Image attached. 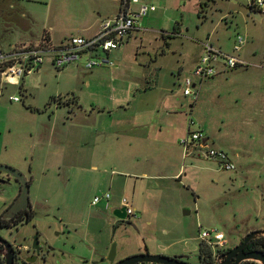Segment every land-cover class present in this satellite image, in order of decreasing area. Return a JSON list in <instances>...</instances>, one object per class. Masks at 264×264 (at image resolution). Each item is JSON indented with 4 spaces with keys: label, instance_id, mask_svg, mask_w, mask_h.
Returning <instances> with one entry per match:
<instances>
[{
    "label": "rangeland",
    "instance_id": "374dc122",
    "mask_svg": "<svg viewBox=\"0 0 264 264\" xmlns=\"http://www.w3.org/2000/svg\"><path fill=\"white\" fill-rule=\"evenodd\" d=\"M143 1L155 10L113 51L116 66L87 70L81 60L58 69L47 55L39 68L0 89V162L30 180L34 221L61 248L54 264H110L101 259L113 242L114 260L150 252L184 255L198 264L200 229L216 227L236 244L248 231L264 227V13L254 16L248 0ZM130 6L138 8L135 2ZM120 7L121 0H0V46L37 45L48 33L65 41ZM237 33L246 35V42L235 53L249 63L203 79L196 100L185 96L184 77L197 79L191 69L200 41L209 39L232 52ZM100 77L110 81L104 86ZM98 98L112 107L122 103L121 117L149 121V128L136 129L157 136L151 143L159 147L152 151L142 144L140 149L152 154L133 156L129 167L108 154V142L101 141L108 137L109 118L89 112ZM168 105L173 108L162 115ZM190 119L191 129L228 150L235 169L221 168L216 158L183 155L179 140ZM159 120L165 123L161 134L153 130ZM178 163L182 171L173 177ZM143 169L170 172L160 177L140 174ZM105 191L111 194L108 204L105 199L92 204L93 196ZM122 195L129 197L135 215L131 224L113 229L110 204L123 206L112 202ZM32 233L31 223L14 231L17 237Z\"/></svg>",
    "mask_w": 264,
    "mask_h": 264
},
{
    "label": "built area",
    "instance_id": "2783aa9c",
    "mask_svg": "<svg viewBox=\"0 0 264 264\" xmlns=\"http://www.w3.org/2000/svg\"><path fill=\"white\" fill-rule=\"evenodd\" d=\"M141 0H121L119 11L102 18L96 33L91 36L73 34L65 41L55 46L40 43L37 45H13L9 50L0 47V85L19 82L25 75L36 70L45 62L46 56L51 55L52 64L60 69L70 63L82 60L83 67L90 70L103 64L113 65V61L107 56L99 55L100 52L118 48L127 36L136 27L138 17H142L153 10L155 5ZM131 2H140L137 9L131 8ZM250 10L264 12V0H248ZM246 42V35L237 33L232 44V52H226L210 42L204 44V51L198 62L191 70L192 76L187 75L183 79V92L195 99L198 97L197 84L203 79L213 76L218 72L221 64L224 68H235L246 65L248 62L238 56L235 52L241 50ZM12 99L19 98L14 95ZM193 121L188 123L187 134L180 138V143L185 150L193 146L201 156L216 158L218 164L224 169H235V164L228 153L211 143L208 137L200 129H191ZM110 193L105 191L102 195H94L92 203H96L101 198H108ZM127 217L135 215L132 205L124 203ZM202 241L211 248V264L218 253L226 251L231 243L226 234L216 228H203L199 230Z\"/></svg>",
    "mask_w": 264,
    "mask_h": 264
},
{
    "label": "crops",
    "instance_id": "0c3cea01",
    "mask_svg": "<svg viewBox=\"0 0 264 264\" xmlns=\"http://www.w3.org/2000/svg\"><path fill=\"white\" fill-rule=\"evenodd\" d=\"M141 1H143V0H141ZM233 1L234 2H237L236 0H233ZM140 2H136L135 3L136 6H138ZM153 10H155V8ZM153 10H149V11H153ZM118 11H119V9H118ZM251 12L258 19L262 18V16H261V13L262 12H259V11L253 12V10H251ZM116 13H113L112 15H114ZM102 18H104V17H102ZM102 18L101 17H97V18L93 19L91 22L87 23V25H85L83 28H81V33H78V34L84 35V36H91V35H93L94 33L97 32V30H98V28L100 26V22H101ZM143 19H144V16L137 18V22L135 24L136 27L127 36V38H126L125 41L128 40V38L131 36L132 33L135 35L138 32L139 28L141 27V22H143ZM48 36H49V43H48L49 45L55 46V45L60 44L61 42H63L60 39L59 40H53L50 33H48ZM208 37H209V35H208ZM234 38H233V41H234ZM206 42H210L211 44H213L209 39L206 40V41H200L202 47H201V50L198 52V54L194 58V61L192 63V68L198 62L201 54L203 53V51H204V44ZM232 44H233V42H232ZM13 45H22V44L11 43L10 46L8 48H6V49H3L1 46L0 47L3 50H9ZM214 46H217V47L221 48L220 47L221 45H214ZM115 49H117V48H115ZM115 49H111V50H108V51H103L100 55L101 56L107 55L111 59V55L113 56V51ZM163 53H165V50H163ZM48 56H50V58H51V55L48 54ZM115 57L116 58H119L118 57V53L115 54ZM244 60L247 61V59H244ZM50 62H52V61H50ZM73 63H77V62H73ZM113 65L116 66L117 64H115L113 62ZM113 65L108 64L109 67H111ZM257 66H262V64L259 63ZM230 69H232V68L227 69V68H224L220 64L219 67H218V72L216 74L223 73V72L228 71ZM216 74H214V75H216ZM213 76H210V77H213ZM207 78H209V77H207ZM100 79H101L102 85H104V86L108 84V81H110V79H108V77H100ZM182 84H183V82H182ZM182 92H183V90H182ZM183 94H184V92H183ZM184 95L191 97L193 100H196L197 99V98L195 99L194 97H192L190 95H186V94H184ZM101 101L102 100L98 98L96 103H94V104L92 103V106L93 107H91V108H93V109H91V111H89V112H91V114H92V111L95 110V113H96L95 115H97L98 113H101L100 116H102V115L104 116V114H106L105 117L106 118L107 117L109 118L108 119V137H104V140L105 141L104 140L101 141V143H104V142L107 143L108 142V154H113V155L116 154L117 156H120L121 159H122L121 161H122L123 165L126 166V167H129L130 166V164H129L130 163V160L132 161V157L133 156H135L137 154H152V151H154V149H157L159 147L158 145H154V142L155 141L151 143V139L152 138H156L157 139V136H155L154 134L153 135H150L149 131H143L142 132V130L136 129L138 126H146V127L149 128L150 127V122L149 121H145V120L143 121V117L138 118V119H135L134 116L131 119H127L126 117H121L120 116V113L121 112L118 113L117 111H123L124 106L122 105V103H118L116 107H112L114 105H112V106L111 105H106V104L102 103ZM189 106H192V104H189ZM78 107L79 108H82L85 112L87 111L84 107H82V104L81 103L78 105ZM74 108L75 107L70 108V110H73L72 112H75L76 109H74ZM172 108L173 107H171L169 105L168 106H164L163 108H161V111H162L161 114L163 115V113H165V111H167V110L170 111ZM77 113L78 112H76L75 114H77ZM135 113H136V111H135ZM114 114L117 115L115 122H114V120H112V118H113L112 116ZM160 115L158 116L159 118H160ZM164 121L167 122L165 119H164ZM163 124H165V123H163L162 120L157 121V124L156 125H153V130H156L157 129L158 130V133L161 134L162 133ZM97 125L98 124H96V123H95V125H93V130H95L98 127ZM121 136L127 138V142L126 143H123V141H121L119 143V138ZM208 139H209V137H208ZM95 142H97V140H95L94 143ZM179 143H180V140H179ZM118 144H120L121 146H119ZM142 144H150V149H152V151L151 152H144L143 149H140V146ZM181 146H182V144H181ZM219 148H221L223 150H226L225 148H223V145L220 146ZM226 152L228 153V150H226ZM188 153L189 154H192V155H199L200 156L199 150H197L193 146H190V149H187V150H185L184 147H183V155L184 154H188ZM239 155H241V152L240 151H235L234 156L237 157ZM163 159L164 158L162 157L160 163H163L162 162ZM146 168H148V167H146ZM149 168H152V166L149 167ZM145 169H143L140 174H143V175H146L147 174V175H151V176H160V177H162V176H168L169 175V172H170V171L169 172L168 171H156L154 174H148ZM181 171H182V163H178L177 164V167L174 169V171L172 173V176L175 177V176L179 175L181 173ZM110 196H111V194L109 195L108 198H104L103 197L101 199H105L106 203L108 204V200H109ZM133 198L134 197H131V200ZM118 200H119V202H121V204H124L125 202H127L128 204L132 205L130 203V201H129V197H127L125 195H122L120 197L116 196L115 198L113 197L112 202H116ZM91 202H92V200H91ZM96 203H92V204H96ZM110 205L112 206V211H113L114 208L121 206V205H116L115 203H111ZM133 208H134V206H133ZM134 210H135V208H134Z\"/></svg>",
    "mask_w": 264,
    "mask_h": 264
},
{
    "label": "flooded vegetation",
    "instance_id": "af4514ba",
    "mask_svg": "<svg viewBox=\"0 0 264 264\" xmlns=\"http://www.w3.org/2000/svg\"><path fill=\"white\" fill-rule=\"evenodd\" d=\"M27 181L30 185L28 177ZM20 190V179L10 172L0 170V264H7V255H11V264H35L37 261L54 264L59 261L57 257L61 248L55 243L56 238H50L34 221V218H37V210L32 206L30 198L25 207L15 212L8 209ZM127 220L131 221L130 218ZM116 221L117 218L114 216L113 229L119 224H127ZM25 223H31L33 233L29 237H17L14 231ZM253 249L258 248L245 246V250Z\"/></svg>",
    "mask_w": 264,
    "mask_h": 264
},
{
    "label": "water",
    "instance_id": "95a60500",
    "mask_svg": "<svg viewBox=\"0 0 264 264\" xmlns=\"http://www.w3.org/2000/svg\"><path fill=\"white\" fill-rule=\"evenodd\" d=\"M256 10H253L255 12ZM0 170L10 172L21 181V190L16 199L11 203L8 209L12 212L25 207L29 201V183L27 177L19 169L6 163L0 162ZM113 215L117 218L116 223L126 222L131 224V221L127 220V214L125 206L116 207L112 211ZM116 223L114 225H116ZM264 236V227L255 228L248 231L241 240L228 248L226 251L218 253L211 264H243L244 261H256L259 264H264V251L260 249L245 250L246 244L257 237ZM115 242L108 255L101 260L107 259L111 264H138L143 262H151L157 264H193L188 262L184 255H166L161 253L139 252L127 255L123 258L115 260ZM7 264H11V255H7ZM201 264V263H198Z\"/></svg>",
    "mask_w": 264,
    "mask_h": 264
},
{
    "label": "trees",
    "instance_id": "16d2710c",
    "mask_svg": "<svg viewBox=\"0 0 264 264\" xmlns=\"http://www.w3.org/2000/svg\"><path fill=\"white\" fill-rule=\"evenodd\" d=\"M41 43L48 44L49 43V36L46 35L44 40ZM1 88H2V86L0 85V89ZM52 99H58L59 100L60 96H58L57 98L53 97ZM75 104L77 106L79 105L77 100H76ZM250 247H255V248H258V249L264 251V236L257 237V238L250 240L246 244V248H250ZM198 255H199L201 264H205L207 261H211L210 260L211 259V248L209 246H207L203 241H201V243H200ZM247 261L248 260H246L243 264H245Z\"/></svg>",
    "mask_w": 264,
    "mask_h": 264
}]
</instances>
